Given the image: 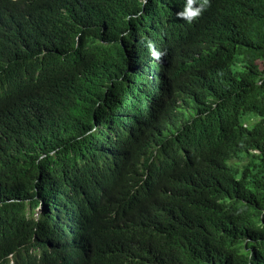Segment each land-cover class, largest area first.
Masks as SVG:
<instances>
[{
    "label": "trees",
    "instance_id": "obj_1",
    "mask_svg": "<svg viewBox=\"0 0 264 264\" xmlns=\"http://www.w3.org/2000/svg\"><path fill=\"white\" fill-rule=\"evenodd\" d=\"M0 264H264V0H0Z\"/></svg>",
    "mask_w": 264,
    "mask_h": 264
},
{
    "label": "clouds",
    "instance_id": "obj_2",
    "mask_svg": "<svg viewBox=\"0 0 264 264\" xmlns=\"http://www.w3.org/2000/svg\"><path fill=\"white\" fill-rule=\"evenodd\" d=\"M82 187V186H81ZM95 192L93 189L86 190L81 192L79 188L73 187L68 191L66 201L68 203V216L63 220L62 225L64 226V233L68 240L74 239V244L77 245L82 242L84 236H87L90 224V213L91 207L93 205L91 201V194ZM100 194V193H98ZM97 195L94 194L93 197ZM83 200L85 210L87 211L86 215L78 212V202ZM41 211H39L40 213ZM82 212V211H81Z\"/></svg>",
    "mask_w": 264,
    "mask_h": 264
},
{
    "label": "rangeland",
    "instance_id": "obj_3",
    "mask_svg": "<svg viewBox=\"0 0 264 264\" xmlns=\"http://www.w3.org/2000/svg\"><path fill=\"white\" fill-rule=\"evenodd\" d=\"M84 203H85V202H84L83 200H80V201L78 202V204H79V205H78V208H79V209H78V212H79V213H82V215H86V214H87V211L85 210V207H84ZM39 211H42L41 208H38V209H37V212H39ZM81 211H82V212H81Z\"/></svg>",
    "mask_w": 264,
    "mask_h": 264
}]
</instances>
